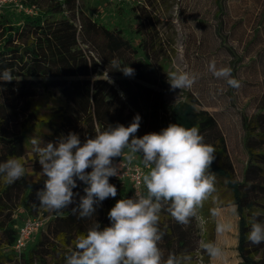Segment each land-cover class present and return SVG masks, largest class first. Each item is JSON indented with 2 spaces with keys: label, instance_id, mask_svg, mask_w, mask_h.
<instances>
[{
  "label": "trees",
  "instance_id": "16d2710c",
  "mask_svg": "<svg viewBox=\"0 0 264 264\" xmlns=\"http://www.w3.org/2000/svg\"><path fill=\"white\" fill-rule=\"evenodd\" d=\"M162 3L164 0H132L134 37L121 25L110 26L91 18L80 10L77 0L2 4L0 74L10 69L14 80L0 81V163L25 156V133L37 125L31 102L50 89L57 90L60 98L54 112L59 123L47 122L55 141L71 131L78 133L83 142L86 135L94 136L97 129L102 131L109 124L128 126L137 114L141 117L138 137L160 132L171 123L196 126L204 142L215 148L210 171L227 181L225 192L219 194L221 207L231 201L239 206L238 264H264V242L257 245L247 240L251 215L259 213L258 218L264 222V94L257 111L243 116V143L248 158L239 181L225 137L213 115L199 106L197 97L187 93L184 100L173 105L166 101L167 65L175 53V38L164 30L172 19L170 16L167 23L161 21ZM113 59L119 61L120 68H133L134 74L126 76L117 71L111 63ZM121 161L124 159L117 158L114 163ZM109 179L117 188L115 198L104 200L90 218L73 215L70 209H65L63 215L51 212L36 242L30 243L21 256L16 254L20 263L65 264L64 255L73 250L77 235L85 233L96 220L102 226L109 225L107 214L116 201L133 197L128 183ZM78 185L74 191L83 195L84 185L79 181ZM43 186L44 183L30 184L27 172L10 185L0 177V207L8 211L0 221V248L13 249L18 237L21 224L17 226L11 216L17 202H23L34 218L44 211L36 197ZM226 190L230 194L224 197ZM216 206L209 200L198 209L205 224V241H215L216 223L211 212ZM168 237L165 234L160 243L162 250L168 249L165 257L173 252ZM199 247L191 254L190 264H195ZM202 251L209 264V255Z\"/></svg>",
  "mask_w": 264,
  "mask_h": 264
},
{
  "label": "clouds",
  "instance_id": "9594fccd",
  "mask_svg": "<svg viewBox=\"0 0 264 264\" xmlns=\"http://www.w3.org/2000/svg\"><path fill=\"white\" fill-rule=\"evenodd\" d=\"M111 63L126 76L134 74L128 65L120 68L117 59ZM208 71L230 87H240L231 67H217L213 59ZM167 76L172 89H190L199 74L181 71ZM13 80L10 69L0 74V81ZM140 122L137 114L128 126L109 124L102 131L97 129L94 136L86 135L83 142L78 133L71 131L55 142L29 138L42 167L40 175L46 177L43 188L36 192L39 206L58 215L70 209L73 215L90 218L104 200L115 198L117 188L109 178L120 176V164L114 163L117 158L131 165L139 156L146 170L142 175L145 191L117 200L107 214L109 225L102 226L96 220L85 233L77 235L73 250L64 255L65 264H190L192 258L186 253L169 252L165 257L160 247L165 235L159 226L161 213L166 211L177 223L187 224L209 200L217 205L211 212L216 218L217 236L232 232V223L221 218L223 201L216 195V175L210 171L216 158L214 146L204 142L198 127L177 123L138 137ZM25 174L22 158L12 157L0 163V177L9 185ZM78 181L84 185L83 195L74 191ZM238 207L231 201L227 210L238 216ZM258 217L259 213H253L249 218L247 234V240L257 245L264 242V222ZM200 247L212 260L228 264L219 240L201 241Z\"/></svg>",
  "mask_w": 264,
  "mask_h": 264
},
{
  "label": "rangeland",
  "instance_id": "374dc122",
  "mask_svg": "<svg viewBox=\"0 0 264 264\" xmlns=\"http://www.w3.org/2000/svg\"><path fill=\"white\" fill-rule=\"evenodd\" d=\"M77 1L80 10L91 18L110 26L121 25L128 29L130 35L135 36L132 0L125 3H110L106 0ZM5 3L18 4V0H0V6ZM160 17L166 23L169 17L172 19V24L164 25V30L175 38V53L167 65V74L181 71L199 74L190 89H172L167 78L166 101L173 105L184 100L187 93L197 97L199 106L210 112L217 121L240 181L248 158L243 143V116H250L257 111L264 94V0H164ZM213 59L217 67L232 68L233 77L240 82L239 88L230 87L225 80L215 78L208 71V64ZM59 104V92L55 89L42 91L31 102V110L36 112L37 125L25 133L26 154L22 157V163L32 185L44 183L46 177L40 175L42 167L29 138L35 136L44 142H55L53 130L47 122H55L56 125L59 123L54 114ZM136 161H141L139 156ZM225 184L224 179L216 176V195L219 196L222 190L225 192ZM228 194L230 191L226 190L224 197ZM3 207H0V221L5 219L8 212ZM2 209L4 210L1 211ZM39 214L35 216L44 219L45 227L41 230L44 231L51 212L44 210ZM11 216L17 226L25 219L34 218L29 215L23 202L15 204ZM202 221L203 218L200 223L205 241V224ZM40 232L31 243L36 242ZM224 250L228 264H235L239 258L235 248L224 247ZM0 264L21 263L13 249L0 248ZM209 264L221 262L211 261L210 258Z\"/></svg>",
  "mask_w": 264,
  "mask_h": 264
},
{
  "label": "crops",
  "instance_id": "0c3cea01",
  "mask_svg": "<svg viewBox=\"0 0 264 264\" xmlns=\"http://www.w3.org/2000/svg\"><path fill=\"white\" fill-rule=\"evenodd\" d=\"M138 162V161H134ZM224 209L222 219L229 220L233 225V230L224 236L218 237L215 234V241L219 240L221 246L229 248L234 247L238 253L237 247L239 243V216L232 215L228 210L227 206L222 207ZM198 210V209H197ZM200 214L198 211L196 215L189 219L187 224L177 223L166 211L161 213L160 228L169 237V244L173 252L182 251L186 254L193 253L194 249L200 246V242L204 241V234L201 232ZM216 223V218H215ZM167 253L168 249H163ZM239 255V254H238ZM212 261V259H211ZM240 259L238 258L235 264H238Z\"/></svg>",
  "mask_w": 264,
  "mask_h": 264
},
{
  "label": "built area",
  "instance_id": "2783aa9c",
  "mask_svg": "<svg viewBox=\"0 0 264 264\" xmlns=\"http://www.w3.org/2000/svg\"><path fill=\"white\" fill-rule=\"evenodd\" d=\"M110 3L121 2L125 3L131 0H106ZM105 75L106 72L102 71ZM120 164V176L114 177L120 181L128 183L131 188L132 196L135 193L144 192V186L142 185V175L146 171L142 164L133 162L131 165L127 161L118 162ZM117 163V164H118ZM202 220V219H201ZM202 223H204L202 221ZM44 228V219L41 217L38 218H28L25 219L18 228V237L13 246V250L18 256H21L28 245L33 240L42 229ZM201 247L196 251L195 264H207L204 253Z\"/></svg>",
  "mask_w": 264,
  "mask_h": 264
}]
</instances>
